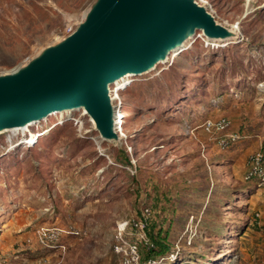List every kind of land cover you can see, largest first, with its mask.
<instances>
[{"label": "rangeland", "instance_id": "obj_1", "mask_svg": "<svg viewBox=\"0 0 264 264\" xmlns=\"http://www.w3.org/2000/svg\"><path fill=\"white\" fill-rule=\"evenodd\" d=\"M97 1L0 0V75L59 43ZM202 5L237 36L218 45L197 31L185 51L130 77L114 96L118 140L82 109L0 133V264H120L117 225L140 218L144 201L169 250L148 255L139 242L143 261L264 264V188L244 181L264 151V0ZM221 116L227 133L245 122L261 142L220 147L201 125Z\"/></svg>", "mask_w": 264, "mask_h": 264}, {"label": "water", "instance_id": "obj_2", "mask_svg": "<svg viewBox=\"0 0 264 264\" xmlns=\"http://www.w3.org/2000/svg\"><path fill=\"white\" fill-rule=\"evenodd\" d=\"M197 31L210 40L231 35L196 0H98L71 35L0 75V133L85 107L101 137L118 140L115 80L153 70Z\"/></svg>", "mask_w": 264, "mask_h": 264}, {"label": "built area", "instance_id": "obj_3", "mask_svg": "<svg viewBox=\"0 0 264 264\" xmlns=\"http://www.w3.org/2000/svg\"><path fill=\"white\" fill-rule=\"evenodd\" d=\"M196 1L200 5H202L204 0ZM75 29V25L68 26L61 34V39L71 35L75 31ZM112 87H114L113 90ZM110 90L112 102L115 108V114H117L119 111L121 112L120 103L122 101L121 98L117 100V98H114V96L116 97V95H119L120 91L124 89L116 83L110 87ZM230 126L231 123L228 118L219 117L217 119L206 120L201 125V128L204 129V131L207 132L212 137V139H215L220 147L226 149L229 145L237 142L240 137L236 133H226L229 131ZM120 127L121 124L118 126V128ZM132 173L134 174V172ZM253 178H261L262 180H264V156L261 151H256L255 153H253L248 162V172L246 175V179L252 180ZM141 208L142 210L140 218L126 219V221L117 225V234L116 242L114 244V250L120 256V264H152L154 262L151 260H148L147 262L142 260L140 243L144 244L147 248H150L153 245H150L148 234V229L151 223L150 218L152 217V210L146 203V201L141 203ZM256 216L259 217V215ZM60 231L64 233H78L67 232L65 230ZM133 236L136 240H133L131 238Z\"/></svg>", "mask_w": 264, "mask_h": 264}, {"label": "bare ground", "instance_id": "obj_4", "mask_svg": "<svg viewBox=\"0 0 264 264\" xmlns=\"http://www.w3.org/2000/svg\"><path fill=\"white\" fill-rule=\"evenodd\" d=\"M211 13V12H210ZM212 14V13H211ZM213 15V14H212ZM229 34H231V35H229ZM228 37L227 38H225L224 37V39H220V41H215V40H210V39H207L208 41H209V43H213V44H216V43H218V45H222L221 43L222 42H226V41H228V40H231V39H233L234 37H236L237 36V32L235 31V30H230V32L228 33ZM193 39H195V35H193V36H190V38L187 40V41H185L182 45H175L174 47H172L171 48V50H170V52H169V54L163 59V60H160L159 61V63H163V62H165V60H168L169 59V57L171 56V55H173V56H176V55H178V54H180V53H182L183 51H185V47L187 46V43L189 42V41H191V40H193ZM196 40V39H195ZM134 76V74L133 73H128L127 75H125V77H123V79L121 78V79H119V80H115V82L114 83H117V85H120L121 87H123V89L126 87V85H127V82H128V80H129V78L130 77H133ZM115 98V97H114ZM83 109L82 110H84V112H85V114H87L88 113V110L85 108V107H82ZM74 110H79V109H68V110H62V111H58V112H53L49 117H51V116H63L64 114H71ZM117 117H116V121H115V127H116V131H117V129H118V126L121 124L122 125V120L119 118L120 117V112H118L117 114ZM48 117V118H49ZM64 117V116H63ZM91 119H92V121L94 122V124L96 123V120L93 118V116H91L90 117ZM47 119V117L46 118H42L40 121H30V122H27V123H25L24 125H14V126H12V129H10V131L12 132V133H20V131L21 132H30L29 130H30V127H33V126H36V125H38L39 123H41L42 121H44V120H46ZM118 125V126H117ZM35 134V133H34ZM39 136V135H38ZM35 137H36V135L35 136H32L31 138H29V137H25L26 138V141H23V142H29L30 144H33L34 143V140H35ZM25 140V139H24Z\"/></svg>", "mask_w": 264, "mask_h": 264}, {"label": "trees", "instance_id": "obj_5", "mask_svg": "<svg viewBox=\"0 0 264 264\" xmlns=\"http://www.w3.org/2000/svg\"><path fill=\"white\" fill-rule=\"evenodd\" d=\"M221 117H225V116H221ZM219 118V117H218ZM227 118V117H226ZM217 119V118H215ZM208 120V119H207ZM228 120L230 121V119L228 118ZM206 121V120H205ZM204 121V122H205ZM203 122V123H204ZM202 123V124H203ZM231 123V121H230ZM232 125V123H231ZM242 129L241 130H238L237 132H235L236 134H238L240 137H239V140L231 145H235V147L237 146V144H239L240 142L246 140V139H249L247 142H253V139H256L257 137V134L258 133H261L260 131H257V130H254V131H250V126L249 125H245V122L242 123ZM204 131V129H203ZM205 132V131H204ZM228 132H231V126H230V129ZM206 134H208L207 132H205ZM227 133V132H226ZM209 135V134H208ZM214 140V139H213ZM234 147V148H235ZM259 151H261L263 153V156H264V151H263V148L262 149H259ZM134 165V164H133ZM133 165H132V168H133ZM247 172H248V169L246 170V173L244 175V181L245 182H255L256 185H258V188H264V180H262L261 178H253L252 180H247L246 179V175H247ZM260 190V189H259ZM152 221L154 222V220H151V224H152ZM148 234H149V241H150V245L152 244L153 246L150 247V248H147L145 245L144 247L147 248V252H148V255H163L165 254L166 252H168L169 250V244L166 243V237H161V234L160 232L157 233L156 236H152L151 235V230L150 228L148 229ZM158 248V250H157Z\"/></svg>", "mask_w": 264, "mask_h": 264}, {"label": "crops", "instance_id": "obj_6", "mask_svg": "<svg viewBox=\"0 0 264 264\" xmlns=\"http://www.w3.org/2000/svg\"><path fill=\"white\" fill-rule=\"evenodd\" d=\"M261 140H262V135H261V133H258L256 140H253V142H256L257 144H259L261 142Z\"/></svg>", "mask_w": 264, "mask_h": 264}, {"label": "clouds", "instance_id": "obj_7", "mask_svg": "<svg viewBox=\"0 0 264 264\" xmlns=\"http://www.w3.org/2000/svg\"><path fill=\"white\" fill-rule=\"evenodd\" d=\"M28 144H30V143H28ZM32 145V144H31Z\"/></svg>", "mask_w": 264, "mask_h": 264}]
</instances>
